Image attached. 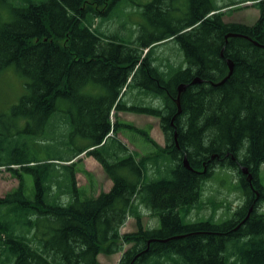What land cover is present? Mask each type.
Returning <instances> with one entry per match:
<instances>
[{
	"label": "trees",
	"instance_id": "trees-1",
	"mask_svg": "<svg viewBox=\"0 0 264 264\" xmlns=\"http://www.w3.org/2000/svg\"><path fill=\"white\" fill-rule=\"evenodd\" d=\"M117 1L27 2L9 9L8 22L0 21V74L13 67L24 78L11 114L27 122L22 129L0 127V169L20 180L0 197V260L101 264L99 255L130 245L118 264H264V215L258 212L264 198L258 181L264 164V0H151L127 39L94 27L100 10ZM246 3L258 10L253 24L225 21ZM170 42L183 54L179 67L157 54ZM228 60L232 72L220 84ZM196 79L201 83H192ZM95 84L99 96L90 94ZM63 110L59 143L67 154L43 161L28 156L30 124L54 133L53 116ZM121 112L157 118L165 145L149 130L120 121ZM121 130L144 136L155 152H130L116 137ZM76 134L86 139L78 147ZM81 154L100 164L112 182L108 192L80 198L74 160ZM216 167L236 170L245 202L225 222L213 216L185 222L202 205L203 183ZM23 173L33 175L32 199ZM145 211L158 219V228L143 226ZM128 218L136 230L121 234Z\"/></svg>",
	"mask_w": 264,
	"mask_h": 264
},
{
	"label": "rangeland",
	"instance_id": "rangeland-1",
	"mask_svg": "<svg viewBox=\"0 0 264 264\" xmlns=\"http://www.w3.org/2000/svg\"><path fill=\"white\" fill-rule=\"evenodd\" d=\"M46 0H0V21L2 23L9 21V9L11 7H20L27 4V2H43ZM151 0H119L110 8H103L97 20H94V27L99 28L101 31L112 34H118L120 37L127 39L130 30L136 29L137 25L143 23L141 11L143 6ZM233 0H219L218 4L229 3ZM228 11V10H227ZM226 12V11H225ZM258 17V10L252 6L251 3H246L238 8H233L225 15V21L228 22H241L245 24H253ZM123 27V28H121ZM157 54L165 62L169 60L175 67L181 66L183 62V54L175 42H170L161 48H158ZM93 93L94 96H99L101 93L98 91V84ZM89 91L90 89L87 88ZM24 93V78L20 76L13 67H8L0 74V127L4 125L14 126L22 129L26 126V121L20 117L12 116L11 108L17 104L19 98ZM125 94V93H124ZM127 95V94H126ZM124 96L129 99L130 96ZM132 95V94H131ZM97 98V97H96ZM144 102L148 104L157 105L159 101L151 97L144 98ZM120 121H127L133 124L135 128L149 130L150 137L159 145L164 146V137L159 127L157 118L148 117L146 115L132 114V113H118ZM121 115V116H120ZM65 116V111L58 112L53 116L52 126L56 125L55 132L52 133L53 128H46L43 131L37 130L34 125L30 124V133L25 135L27 143L28 156L35 157L39 161L47 158L64 157L63 143H59V133L65 131L64 126L61 125V120ZM111 122H115V112L111 111ZM84 133V132H83ZM127 133V134H126ZM126 133L120 132L117 138L128 147L130 152L137 153L139 156L155 152V149L146 141L144 136L138 135L133 131ZM56 136L55 140L50 137ZM74 146L84 144L86 139L81 134H76L73 137ZM86 156V155H85ZM3 156H1L2 158ZM90 158V159H86ZM86 156L81 159L76 158V170L79 174L76 175L77 187H79L80 198H90L98 196L99 190H108L111 182H106L107 177L101 166L95 164L94 158ZM18 176L12 175L11 172L6 171L4 168L0 169V197L19 186ZM259 185L262 188L264 196V164L260 166L258 174ZM22 185L27 198L34 197V184L33 175L31 173H23ZM241 184L238 179V174L233 168H219L213 170L212 175L203 183L201 203L202 205L194 208L185 222L201 221L210 216H213L216 223H222L231 218V214L237 209L238 206L245 202V197L240 190ZM102 192V191H101ZM84 196V197H83ZM258 212L264 215V198L258 205ZM146 213V211L144 212ZM142 223L146 228H158L159 221L151 215H142ZM135 220L132 218L126 219L124 225L120 229V233H133L135 232ZM130 245L123 246L127 250ZM122 252V253H123ZM122 253L113 254L110 256L99 255L98 260L101 264H118ZM7 255L2 256L4 260H0V264H8L5 258Z\"/></svg>",
	"mask_w": 264,
	"mask_h": 264
},
{
	"label": "water",
	"instance_id": "water-1",
	"mask_svg": "<svg viewBox=\"0 0 264 264\" xmlns=\"http://www.w3.org/2000/svg\"><path fill=\"white\" fill-rule=\"evenodd\" d=\"M228 37H239V35H237V34H230V35H228ZM227 65H228V69H229V73H228V75L220 82V84H222L228 77H229V75L231 74V72H232V63L228 60L227 61ZM192 83H201V81L200 80H198V79H196V80H194V81H192ZM186 88V85H184V84H182V85H180L179 87H178V95H177V98H176V103H177V105H178V98H179V94L184 90ZM180 112V109H179V106H178V111H177V113H179ZM183 164H184V167L185 168H187V169H190L189 168V165H188V162H187V160H186V158L185 157H183ZM242 170V173L243 174H247V170H246V168H242L241 169ZM247 180H248V182L251 184V181H252V176H251V174H248L247 175ZM174 238H179V237H174ZM174 238H170V239H174ZM170 239H166V240H161V242H167L168 240H170Z\"/></svg>",
	"mask_w": 264,
	"mask_h": 264
},
{
	"label": "crops",
	"instance_id": "crops-1",
	"mask_svg": "<svg viewBox=\"0 0 264 264\" xmlns=\"http://www.w3.org/2000/svg\"><path fill=\"white\" fill-rule=\"evenodd\" d=\"M127 102H128V100H127ZM127 114V113H126ZM121 116V115H120ZM148 117H150V116H148ZM151 118V117H150ZM120 132H123V133H126V132H124L123 130H121ZM120 132L118 133V135H121L120 134ZM127 134V133H126ZM109 136H111L110 134H109ZM120 141H121V139H120ZM121 143H122V141H121ZM122 144H124V143H122ZM128 148V147H127ZM83 157H86L84 154H81L78 158L79 159H81V158H83ZM86 159H90V158H86ZM93 159V158H92ZM91 159V160H92ZM94 160V162H95V164H97V166H98V162L95 160V159H93ZM100 165V164H99ZM102 168V167H101ZM77 173L79 174V171L77 170ZM77 175V174H76ZM106 176V175H105ZM106 182H111V180H109L108 178L105 180ZM111 187H112V182H111V185H110V188H109V190L111 189ZM79 188V187H78ZM108 192V190H99V192L97 193V194H99L100 192ZM95 196H97V195H95ZM84 197V196H83ZM91 198V197H90ZM83 199H86V197L85 198H83Z\"/></svg>",
	"mask_w": 264,
	"mask_h": 264
},
{
	"label": "bare ground",
	"instance_id": "bare-ground-1",
	"mask_svg": "<svg viewBox=\"0 0 264 264\" xmlns=\"http://www.w3.org/2000/svg\"><path fill=\"white\" fill-rule=\"evenodd\" d=\"M116 106V105H115ZM109 136V135H108Z\"/></svg>",
	"mask_w": 264,
	"mask_h": 264
}]
</instances>
